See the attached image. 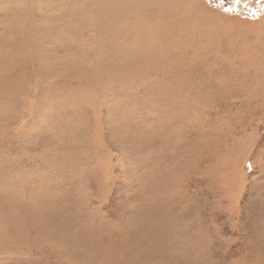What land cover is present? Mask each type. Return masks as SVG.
Returning <instances> with one entry per match:
<instances>
[{"label":"rangeland","instance_id":"374dc122","mask_svg":"<svg viewBox=\"0 0 264 264\" xmlns=\"http://www.w3.org/2000/svg\"><path fill=\"white\" fill-rule=\"evenodd\" d=\"M0 264H264V0H0Z\"/></svg>","mask_w":264,"mask_h":264},{"label":"flooded vegetation","instance_id":"af4514ba","mask_svg":"<svg viewBox=\"0 0 264 264\" xmlns=\"http://www.w3.org/2000/svg\"><path fill=\"white\" fill-rule=\"evenodd\" d=\"M217 1H219V3L221 5H229V3H230V0H217ZM256 5H259V4H253L251 6L255 7ZM227 10H232V9H231V7H228Z\"/></svg>","mask_w":264,"mask_h":264},{"label":"bare ground","instance_id":"6f19581e","mask_svg":"<svg viewBox=\"0 0 264 264\" xmlns=\"http://www.w3.org/2000/svg\"><path fill=\"white\" fill-rule=\"evenodd\" d=\"M67 1H71V0H67Z\"/></svg>","mask_w":264,"mask_h":264}]
</instances>
